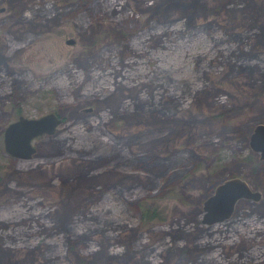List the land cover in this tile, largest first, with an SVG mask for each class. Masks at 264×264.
Returning a JSON list of instances; mask_svg holds the SVG:
<instances>
[{"label":"rangeland","instance_id":"rangeland-1","mask_svg":"<svg viewBox=\"0 0 264 264\" xmlns=\"http://www.w3.org/2000/svg\"><path fill=\"white\" fill-rule=\"evenodd\" d=\"M0 264H264V0H0ZM71 39L72 44H65ZM53 112L28 159L17 116ZM259 193L200 222L214 185Z\"/></svg>","mask_w":264,"mask_h":264},{"label":"water","instance_id":"water-1","mask_svg":"<svg viewBox=\"0 0 264 264\" xmlns=\"http://www.w3.org/2000/svg\"><path fill=\"white\" fill-rule=\"evenodd\" d=\"M64 42L73 43L71 39ZM59 123V117L53 112L35 118L17 116L3 127V152L11 158L28 159L33 153L31 141L42 135H51ZM247 144L250 151L257 153L260 160H264V123H257L252 127ZM258 198L259 193L251 190L243 179L226 178L214 185L211 193L202 201L200 222L212 225L226 220L237 200L256 201Z\"/></svg>","mask_w":264,"mask_h":264}]
</instances>
